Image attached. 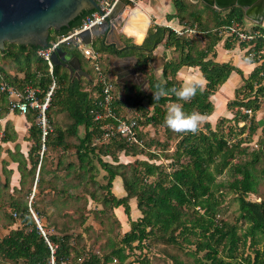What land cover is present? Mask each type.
Returning a JSON list of instances; mask_svg holds the SVG:
<instances>
[{
    "label": "trees",
    "instance_id": "1",
    "mask_svg": "<svg viewBox=\"0 0 264 264\" xmlns=\"http://www.w3.org/2000/svg\"><path fill=\"white\" fill-rule=\"evenodd\" d=\"M174 4L180 24L195 27L197 32L189 37L187 34L178 36L167 27H150L141 45L146 51L138 54L137 66H146L153 45L162 41L166 34V44L174 46L176 56L164 65V80L151 78L149 93L128 83L121 90L122 96H118L119 87L112 82L113 99L109 110L122 119L133 116L138 120L136 131L139 139L144 138L142 144H128L117 135L101 138L105 126L117 121L111 114L95 119L93 110L106 113L99 106L102 86L95 75L91 74L89 79L71 78L59 65H53L50 74L46 61L37 55L39 46L27 45L31 50L26 53L25 45L8 44L0 50V83L18 88L30 83L40 87L38 97H42L52 78L57 81L47 109L53 129L45 138L42 153L41 129L33 109L24 114L30 124L25 138L31 142L27 154H23L19 143L13 150L6 149L9 158L17 164L19 187L10 189L12 169L6 168L8 162H2L5 177L4 181L0 180V214L4 222L0 225L10 228L0 238V258L5 262L51 264L53 257V264H154L142 252L150 251L154 244H161L163 255L171 264H264V196L259 190L264 182V138H259L257 148L251 151L245 145L260 125L256 113L264 105V27L261 24L246 26L239 7L224 13L213 8L193 9L183 0H174ZM92 11L84 10L68 26L52 31L49 40L79 26L84 16ZM233 25L239 31L256 32V35L241 40L236 34H228V27ZM199 31L204 35L199 36ZM219 41H223L226 50L238 49L242 61L253 65L246 76L241 67L230 61L215 60V45ZM132 47L140 46L133 44ZM10 59L14 63L10 68L16 71L12 75L3 65ZM182 65L198 66L205 83L203 92H198L191 101L179 102L186 112L198 111L206 117L214 110L212 95L232 71L240 75L242 84L226 102L231 117H220L215 127L206 121L202 124L205 130L200 128L196 134L176 133L164 124L166 109L170 103L177 102V98L169 94L154 100L153 92L157 83L165 88L180 87L176 73ZM20 73L23 74L20 76ZM6 98V93H0L1 101L6 103ZM124 107H128L130 116L121 112ZM247 109L251 110L250 114L245 111ZM223 122L229 123L226 130ZM240 122L242 126H238ZM148 124L162 127L165 133L162 142L154 137L145 138L142 131ZM10 127L7 122L1 141L17 138ZM171 140L174 148L166 156L171 159V170H166L155 162L158 154L153 150L162 143L166 148ZM120 153L129 156L145 153L148 158L134 160L135 165L118 163ZM99 170L105 172L102 175L106 180L104 184L97 180ZM222 175L224 177L218 178ZM116 176L122 179L125 189L122 196L112 191ZM148 177L153 179L148 181ZM249 194L260 199H250ZM228 195L237 207L233 220L220 217ZM133 197L141 212L135 219L129 217V200ZM89 200L101 205L100 208L94 206L92 214L100 224L98 235H104V240L97 243L96 237L87 247L83 235L90 237L92 229L90 224H85L88 218L85 207ZM117 207H122L128 227L115 211ZM35 217L44 220L43 230L44 227L54 230L55 233L44 231L54 247L53 252L39 231ZM242 222L245 226L239 229ZM14 224L17 226L13 228ZM77 228L81 232H75ZM183 245L193 247L185 251L192 262L184 261L178 253L167 248H182ZM133 250H138L139 254L129 260Z\"/></svg>",
    "mask_w": 264,
    "mask_h": 264
},
{
    "label": "crops",
    "instance_id": "2",
    "mask_svg": "<svg viewBox=\"0 0 264 264\" xmlns=\"http://www.w3.org/2000/svg\"><path fill=\"white\" fill-rule=\"evenodd\" d=\"M183 1L187 5L192 6L193 9L197 7L199 9H205V11H207L208 8H213L216 10H222L225 13V11L228 12L233 7H237V6H231L228 8L218 9L201 0H197V1L183 0ZM136 5H138L141 8V10L145 12L147 17L139 13L132 19H129V22H127V24L124 26L125 27L124 29L114 28L113 31L108 32L107 34L102 36V38H92L91 49L94 50L93 45L97 44L98 47L103 52L102 55L103 56L108 55L107 56L108 63L106 65V62H104V58L106 57H102L99 53L100 62L102 63L101 65H103V68L105 69V71H107L111 81L115 82V84L118 85L119 91H120L118 93V96L119 94L120 96L123 95L122 94L123 92L121 93V90L123 89V87L127 86L128 83H130L131 85H134L135 87H138V89L144 93H149L150 92L149 81L151 80V78L163 81L164 80V75H163L164 65L171 57L176 56V52L174 51V46L171 44H166L165 37L167 35L165 34V37L162 39V41H160L157 45H153V48L151 51L152 56L150 59H147L148 61L147 65L145 66L142 64V66L141 65L137 66V63L139 62L138 54L142 51L144 52L146 51L143 49L145 47H141V45L143 44L145 37L147 36L148 29L150 27H155V26L167 27L171 32L178 35L173 30L176 28L178 30H183V34L184 35L187 34L188 37L191 33L197 32L194 29L195 27H189L188 25L180 24L179 18L176 15L177 8L174 4V0H140ZM245 19L247 21L245 22L246 26H252L253 24H256V23H253L252 21H249L247 18ZM261 25L264 27V19ZM122 31H124V33ZM198 34H200L199 36H201V35H204V32L199 31ZM56 37L53 39H50L49 41L55 40ZM133 44H136L137 46H140V47L132 49ZM76 47L80 48L78 46ZM65 49L70 52L73 51L72 52L73 55L78 57L82 70L86 71L89 74V76L91 75V73L92 75H94L92 66L90 67V65L88 66L86 62H83L82 56L78 54V51L72 50L67 47H65ZM80 50L82 52V48H80ZM129 50H132L133 52L130 53ZM122 51H125L126 53L127 52L128 53L127 54L121 53ZM215 51H216V58H215L216 61H219V62L231 61L232 64H235L243 69L245 76L253 68V65H250L242 61L241 56L239 55L240 51L238 49L226 50L225 48H223V41H219L215 45ZM114 55L119 56V58L113 57ZM126 56H134V58L132 60L125 59ZM84 60H87V59L84 57ZM130 63H132V68L137 73V77L131 76L132 75L131 71L128 68V65ZM59 66L67 70L69 74V70L65 66H62V65H59ZM12 70L14 69L12 68ZM15 72L16 71L14 70V73ZM117 73H119V76L115 75ZM22 74L23 73H20L19 75L21 76ZM192 77L199 78L202 80L203 84L205 83V79L201 71L199 70L198 66L182 65L176 73V78L180 83H182L184 79L192 78ZM131 78H133L135 83L129 80ZM242 82L243 80L240 77V75L237 74L235 71H232L229 74L226 81L212 95V98L216 99V103L222 104V100L224 99L229 100L232 98L235 88L240 86ZM27 84H30V83H27ZM6 103L5 101L0 100V146H1V149H0V180L4 181V177H5L4 174L2 173V165H3L2 162L4 161L8 162V165L6 168L12 169V174L10 177V189H12L13 187H19V183H18L19 173L16 169L17 164L9 158L6 152V149L8 148L10 150H13L14 145L16 143H19L23 154L24 155L27 154V150L31 142L29 140H26L25 138L26 136H28V128L30 124L29 122H27L24 115L17 113V112H10L8 110L7 98H6ZM216 103L214 104L213 102L214 107L217 106ZM7 122H10V125H11L10 128L14 129L17 138L14 141L3 142L1 141V138L4 134L5 125ZM145 128L148 130L153 127L148 124ZM112 185H113L112 191L114 192L115 195L122 196L125 194V189L123 187L121 177L116 176L114 180L112 181ZM129 205H130V210L133 212V214L135 213L136 215H138L137 212H135L136 210H138L136 208L135 197L129 200ZM122 210H123L122 207L115 208V211H118V213L120 214V218L123 219L122 220L123 224L126 227H128V220L126 219L124 220L125 214Z\"/></svg>",
    "mask_w": 264,
    "mask_h": 264
},
{
    "label": "water",
    "instance_id": "3",
    "mask_svg": "<svg viewBox=\"0 0 264 264\" xmlns=\"http://www.w3.org/2000/svg\"><path fill=\"white\" fill-rule=\"evenodd\" d=\"M99 1L0 0V50L4 48V42L46 47L52 31L68 26L69 22L84 10H97ZM201 1L218 9L237 6L242 9L245 18L256 24H261L264 19V0ZM135 6L139 7L130 0H119L109 16V18H112L111 22L105 20L100 25L91 26L79 33L84 46L91 48L92 38H102L108 32L113 31L114 28L124 29ZM122 32L124 33V31ZM70 42L75 44L73 40H70ZM113 57L119 58L117 55ZM133 58L134 56H126L125 59L132 60ZM51 62L53 65L65 66L72 78L85 77L89 79L90 77L86 71L81 69L78 57L62 45H59L51 53ZM128 68L131 71V76L137 77V73L132 68V63L128 65ZM115 75L119 76V73ZM129 80L135 83L133 78Z\"/></svg>",
    "mask_w": 264,
    "mask_h": 264
},
{
    "label": "built area",
    "instance_id": "4",
    "mask_svg": "<svg viewBox=\"0 0 264 264\" xmlns=\"http://www.w3.org/2000/svg\"><path fill=\"white\" fill-rule=\"evenodd\" d=\"M119 0H100L98 3V9L93 10L92 12L86 14L82 20V23L74 27L72 30L68 31L66 34H61L56 37L55 40L49 41L46 47H40L37 50V55L46 61L48 66V72L52 74L53 64L51 62V53L62 44H71L70 40L75 42V45L82 48V54L84 57L91 62V66L95 75V80L99 82L102 86V100L99 101V106L106 110V113L99 110H93L95 119L102 118L108 114H111V117L115 118L117 121L114 125L105 126V131L102 134L101 138L109 139L115 135L123 138L128 144H142V139L137 137V128L138 120L130 116L128 119H122V117L117 116L109 110V104L113 99V84L110 77L103 71L101 66L99 53L91 48L85 47L79 33L84 29H88L94 25H100L105 20L109 22L112 21V18H109L112 10ZM133 4H137L140 0H130ZM225 28V27H223ZM178 35L183 34V30L173 29ZM226 30V28L224 29ZM228 34H236L239 39L247 40L251 39L256 35V32L239 31L238 27L233 25L228 27ZM52 45V46H50ZM53 47V48H52ZM54 49V50H53ZM57 87V81L55 78H52L51 83L49 84L47 90L44 91L42 97H38V94L41 93L40 87H33L30 84H25L22 87H17L15 85L1 82L0 83V93H6L8 101V110L10 112H17L24 115L29 109H33L37 112V124L41 129V150L40 153L44 150V141L46 136L52 131L53 127L51 126L48 116L47 109L51 105V98L53 96L54 90ZM103 109V110H104ZM248 114L251 113V110H245ZM138 117V116H137ZM31 199V198H30ZM36 219V218H35ZM37 222V227L40 230L41 234L45 237V240L49 244L51 252H53L54 247L51 243L48 242L45 232L41 228L39 222ZM50 263L53 264V257L50 259Z\"/></svg>",
    "mask_w": 264,
    "mask_h": 264
},
{
    "label": "rangeland",
    "instance_id": "5",
    "mask_svg": "<svg viewBox=\"0 0 264 264\" xmlns=\"http://www.w3.org/2000/svg\"><path fill=\"white\" fill-rule=\"evenodd\" d=\"M194 34L195 33H191V35H194ZM197 38L200 39V37H197ZM202 43L203 42H201L200 44H202ZM62 46L63 47L70 48V49H74V50L78 51V54H80V56H82L83 62H86V64L88 66L90 65V67H91V62L89 60H84V57H83L84 55L82 54L80 48H77L75 44H62ZM93 49L95 51H97L98 53H100V55L102 57H106V58H104V62H106V65H107V63H108L107 62L108 61L107 56L108 55L103 56L102 55L103 52L99 49V47H98L97 44H94L93 45ZM100 55H99V57H100ZM239 55H241V54L239 53ZM215 58H216V56H215ZM5 62L3 63L4 68H6L8 70V73L9 74H11V75L14 74V70H12L10 68L12 66V64H14L12 62V60L10 59L9 60V63H7V61H5ZM0 63H2L1 60H0ZM146 91H148V90H146ZM213 102L215 104L216 103V99H213ZM226 102H227V100L224 99V100H222V104L216 103L217 106L214 107V110H213L212 114L210 116H207L206 117V121L210 122L211 123V126L215 127V124H216V122H218V120H220V117H223L224 116V117H228L229 118V117L232 116V112H230V110L226 108ZM123 111H125V113H126L127 116H130L128 107L122 108V111L121 112H123ZM132 114L133 113L131 112V115ZM59 119H60V117H59ZM59 119H58V121L62 122ZM256 119L259 121V124L260 125H259L258 129L256 130L255 134L252 135V137L250 139L251 141H248L245 144L248 147V150H250V151L253 150L254 148H257L259 138H261V137L264 138V134H262V128L264 127V105H262L259 108V110L257 111V113H256ZM223 123H224L223 124L224 130H226L227 129L226 126L229 123H227V122H223ZM242 125H243V122H240L238 124V126H242ZM201 128H202V130H205L204 127H203V125H201ZM142 134H144L145 138L154 137V140H159L160 142H162L164 140V138H165V133L163 132V129H162L161 126H158L157 128L153 127L151 129H148V130L145 129V131H142ZM243 136H246V133ZM143 140H144V138H143ZM168 144L169 145H167L166 148L165 147H162V146H165L164 143H162L161 146L156 145V148L153 151L156 152V154H158V158H157V160L155 162H157L158 164H160V166H162V168H164L166 170H171V166H170L171 159L167 158L166 156H168L169 154H171L170 152H172V150L174 148V141L171 140V141H169ZM162 148H165V150H163ZM165 152H167V154H165ZM50 154L52 156H54L55 155V152H51ZM147 158H148L147 157V154H145V153L144 154H138L136 156H129V155H124V154L120 153V154L117 155V162L118 163H120V162L121 163H130V164H134L135 165L134 160H136V159L137 160H142V159H147ZM108 159H110V158H108ZM150 160L153 161L152 159H150ZM236 160L237 159H234V161H236ZM138 169L139 170H142V167L138 166ZM103 174H105V172L103 170H99V175H98L97 180L101 184H104L106 182V180L102 176ZM222 177H224V175L219 176L218 178H222ZM152 179H153V177H148L147 178L148 181H150ZM259 190H260V192L264 196V182L260 185ZM30 198H31V196H29V199ZM248 198L253 199V200L254 199L255 200H259L260 199L259 197L255 196V195H251V194L248 195ZM94 206H96L97 208H100L101 207L100 204L97 205L96 203L92 202L91 200L88 201V204L85 207V210H88V212H87L88 218H87L85 224L86 225L90 224L92 226V229H91V231L88 234V236H90V237H87V235L86 236L83 235V241H85V244H86L87 247H89L90 245H92V242L95 240L96 237H98V242L97 243L102 242L104 240V235H98V231L100 230V224L95 219H93L92 210H94ZM223 208H224V210L220 214V217L221 218H224V219L233 220L234 219V216L237 214V211H236V208L237 207L235 206V203L231 200V196L230 195L226 196L225 201L223 203ZM135 212H137L138 215H136L135 213L133 214V212L130 210V216L129 217L131 219L138 218V217L141 216V212L139 210H136ZM124 219L128 220V218L126 217V215H124ZM36 220L39 222L40 226L41 225L44 226V220H38L37 218H36ZM3 222H4V219L2 218V215L0 214V224L3 223ZM239 224H241V226H239V229H241V227L245 226V223L244 222L239 223ZM13 226L15 227V226H17V224L12 225V227ZM41 228H42V226H41ZM9 229H10L9 227H4L3 225H0V238L4 234H6ZM43 231L48 232V233H55L54 230H52V228H50V227L49 228H46V229L44 227V230ZM74 231L75 232H81V229L80 228H77ZM115 231L120 232L119 229H115ZM97 243H95V244L97 245ZM167 248L171 252L178 253L179 257L181 259H183L184 261H186V262H192V258L189 255H187V253L185 252L186 250H189L190 248H193L192 246L183 245L182 248H178L176 246H167ZM162 249H163V245H161V244H154L152 246V249L150 251H147L146 250V252H145V250H144L142 252V254H146L149 257V259L154 264H171V261L166 256L163 255ZM138 252H139L138 250H133V253L131 254V257L129 258V260H132L133 258H135L139 254ZM0 264H13V263H7L2 258H0ZM16 264H22V262L21 263L19 262V263H16Z\"/></svg>",
    "mask_w": 264,
    "mask_h": 264
},
{
    "label": "clouds",
    "instance_id": "6",
    "mask_svg": "<svg viewBox=\"0 0 264 264\" xmlns=\"http://www.w3.org/2000/svg\"><path fill=\"white\" fill-rule=\"evenodd\" d=\"M204 85L201 79L192 77L184 79L180 87L165 88L161 83H157L153 92V99H160L169 94L177 98V102H172L166 109L164 124L173 132L180 134H196L201 125L206 122V116L198 111L186 112L183 104L191 101L198 92H203Z\"/></svg>",
    "mask_w": 264,
    "mask_h": 264
},
{
    "label": "bare ground",
    "instance_id": "7",
    "mask_svg": "<svg viewBox=\"0 0 264 264\" xmlns=\"http://www.w3.org/2000/svg\"><path fill=\"white\" fill-rule=\"evenodd\" d=\"M139 13H141V14H143L144 16H146V14H145V12L143 11V10H141L139 7H134L133 8V11H132V13H131V15H130V18L129 19H132L133 17H135L137 14H139ZM147 17V16H146ZM129 19H128V22H129ZM127 24V23H126Z\"/></svg>",
    "mask_w": 264,
    "mask_h": 264
},
{
    "label": "flooded vegetation",
    "instance_id": "8",
    "mask_svg": "<svg viewBox=\"0 0 264 264\" xmlns=\"http://www.w3.org/2000/svg\"><path fill=\"white\" fill-rule=\"evenodd\" d=\"M8 44H14V43L4 42V48H3L2 50H4V49L7 47ZM25 47H26V48L24 49V50H25V51H24L25 53H26V52H29V50H31L30 47H28L27 45H25ZM64 48H65V47H64ZM72 50H74V49H72ZM72 50H71V51H72ZM72 52H73V51H72ZM1 54H2V53L0 52V55H1Z\"/></svg>",
    "mask_w": 264,
    "mask_h": 264
}]
</instances>
